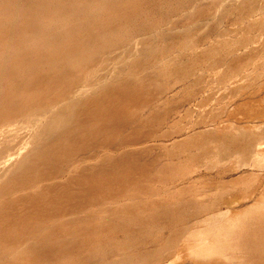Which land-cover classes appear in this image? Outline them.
Masks as SVG:
<instances>
[{
  "label": "rangeland",
  "instance_id": "rangeland-1",
  "mask_svg": "<svg viewBox=\"0 0 264 264\" xmlns=\"http://www.w3.org/2000/svg\"><path fill=\"white\" fill-rule=\"evenodd\" d=\"M0 7V67L38 57L0 83L33 97L0 122V264H198L188 232L264 191V0Z\"/></svg>",
  "mask_w": 264,
  "mask_h": 264
},
{
  "label": "bare ground",
  "instance_id": "bare-ground-1",
  "mask_svg": "<svg viewBox=\"0 0 264 264\" xmlns=\"http://www.w3.org/2000/svg\"><path fill=\"white\" fill-rule=\"evenodd\" d=\"M9 16H10V12L5 11V9L0 7V21H5V20L7 21ZM39 18H43V16ZM13 33H14V28H9V29L5 28L2 29V31H0L1 49L14 46L16 40L12 38ZM37 61H38V57H34V56L32 57V61L26 63L24 62V60L18 58L17 56L16 58L13 57L12 59H9L8 63L5 64L6 66L4 65L5 67H0V83L2 81H3L2 83H5V81H7L9 77L11 78V75L19 73L20 69L27 68L30 65L31 66L34 65ZM43 62H45V60H43ZM21 81L22 79H20V82ZM32 98L33 97L31 94L24 95L22 92L14 89H6L5 91L0 90V115L1 113L5 112L4 117H7V119H3L0 122L5 123V121H8L9 119L12 120L15 114L23 115L25 111H28L26 107L32 106L27 103ZM260 144L261 142H259L258 144H256L257 146L256 145L255 146L259 148L262 146ZM262 158H263L262 156L256 157L255 162L257 160L260 161L263 160ZM215 160H217V158ZM218 161L219 160H217V162ZM5 162L6 161L3 159V156H0V163L4 164ZM208 165L210 166V164ZM246 209L247 211L250 212L246 211L244 213H237V212L232 213L230 211L231 214H226L227 211L224 210L226 211V213L218 212L212 215L210 214L207 217H204L205 219L202 218L205 224L207 223V221H209L210 223L209 224L207 223V225L203 226V222H202L201 223L202 227H197L194 230L191 229L188 232V234L185 236L186 238L188 237L187 239H189L186 247L182 246L183 242L180 243L182 244L180 245L182 249L181 248L179 250L177 249L176 254L178 253L180 254L181 252L182 255L186 254L187 257L189 255L190 257H194V258L196 257V259L198 258L197 259L198 264H215V261L207 260V258L214 255L225 256V250H228L229 248H237L239 251L240 249L244 250V252L246 251L247 256L248 253L249 255H251L252 253L251 257H254V255L256 254V250L263 249L264 247V229L261 228L262 222L264 221L263 220L264 213H262V211L264 212V191H262L256 198V201H254L251 205L247 206ZM259 209H261V211L257 212V214L253 213L256 210L258 211ZM199 225L200 224H198V226ZM185 244L186 242L184 243V245ZM183 247L185 253L184 252L182 253ZM167 259L168 258L163 260H167ZM225 264H232V263L227 262ZM250 264H259V263L255 259H253V261L251 260Z\"/></svg>",
  "mask_w": 264,
  "mask_h": 264
}]
</instances>
